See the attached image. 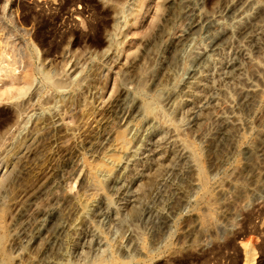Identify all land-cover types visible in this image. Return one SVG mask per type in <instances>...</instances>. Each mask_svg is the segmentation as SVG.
Here are the masks:
<instances>
[{"label":"rangeland","instance_id":"1","mask_svg":"<svg viewBox=\"0 0 264 264\" xmlns=\"http://www.w3.org/2000/svg\"><path fill=\"white\" fill-rule=\"evenodd\" d=\"M186 1L0 0V22L6 23L0 26V52L13 29L31 75L21 96L0 98V157L12 169L0 194L2 248L12 264H264V0H252L263 12L252 41L229 40L205 53L203 34L184 40V64L200 54L204 61L166 105H157L155 97L167 93L131 89L144 119L136 129L124 128L129 142L115 172L100 167L110 160L112 145L103 122L119 94L118 72L126 70L119 63L105 80L99 75L104 56L126 37L133 42L134 74L147 62L143 51L159 5L164 11L153 33L166 40L196 21L202 31L209 22L220 23L235 0H189L194 12ZM78 63L82 68L71 86L54 89ZM183 71L161 72L159 85L184 80ZM249 85L254 101L243 110ZM40 118L43 128L31 136ZM222 122L238 125L217 137ZM93 137L99 148L80 151L70 181L56 192L64 201L65 228L55 240L48 232L28 247L29 229L17 235L33 214L27 202L44 203L40 191ZM26 141L25 155L12 160ZM81 160L96 168L94 175ZM205 213H211L207 224Z\"/></svg>","mask_w":264,"mask_h":264},{"label":"bare ground","instance_id":"2","mask_svg":"<svg viewBox=\"0 0 264 264\" xmlns=\"http://www.w3.org/2000/svg\"><path fill=\"white\" fill-rule=\"evenodd\" d=\"M192 4L193 1H186V9ZM226 8L220 23L216 21L209 22L202 31L201 22L196 21L183 31L178 38L168 37L166 40H162L160 39L161 36L158 30L156 33H153L155 28L158 29V27H160L159 19L164 11V6L159 5L147 33L148 38L146 39L143 51L145 56H147V62L142 67L138 68L134 74H132V69L134 63H136V58L132 55L133 51L131 46L133 42L126 40V37L104 56L103 63L99 66V75L104 77L105 80L110 77L112 68L117 64L123 63L126 69L118 72L120 74L118 83L119 94L111 104L109 117L103 122V128H110V131L106 134L107 139L112 138V145L109 150L110 160L102 163L100 166L106 174L114 173L115 168L122 162L121 155L129 142L127 132L124 128L129 131L136 129L141 126L144 119L145 112L140 109V101L130 95L131 89L137 91L138 94L156 90L157 92L167 93L166 97H162L158 94L155 97V103L157 105H166L171 97L183 89L202 67L205 54H200L199 56L194 55L190 57L187 65L184 64V54H181L184 40L188 39L191 35L203 34L207 39V44L204 49L205 53L215 51L229 40H236L240 43L252 41L253 32L262 20V8L254 4L252 0H235ZM188 11L194 12L193 6L190 10L188 9ZM175 21L176 20L173 19L172 23ZM5 25V21L1 20L0 26L4 27ZM215 26H217V28ZM164 33L169 35L167 31H164ZM26 52L25 46L23 42L20 41L19 36L15 35L14 30L9 28L7 34L2 39L0 52V98L6 96H13V98H15L24 93L31 77L27 69L29 67V56ZM81 65V63L76 64L75 69L65 76V82H54L52 87L56 90L70 87L72 76L75 72L81 71ZM167 70H169L171 74L174 73V70H185L186 72L183 71L186 74L185 79L182 80V78H180L177 80L175 78L171 84H167L166 86L159 85V75L161 72ZM175 77H177V75H175ZM246 91V94L242 96L240 102V106L243 110H247L252 105L255 96V92L251 85L247 87ZM56 121L58 122V120ZM118 122H123V124L121 123V125L117 124L113 126L114 123ZM55 123L56 122H54L53 125H55ZM43 125L44 120H41V118L38 119L36 128L31 136L36 135L38 131L43 128ZM230 125L235 127L238 124H225L222 122L217 137H226L228 135V127H233ZM27 146V141L23 144H18L11 159L17 160L19 157L21 159V156H24L26 153ZM83 148H91L90 151H95L99 148V145L93 137L85 143L84 147L79 148L76 152L69 155V159L65 164L55 171L48 188L40 191V195L44 196V203L36 204L35 198L27 202L26 207L27 205L28 207H32L33 214L27 221L25 216V221L20 227L17 235H26V228L29 229L28 247H34L36 243L41 242L44 235L48 232L53 235L52 239L55 240L57 236L59 237L58 234L65 228L66 223L62 215L64 201L58 200L56 192L59 185H66L70 181L73 174L69 169L76 164V156ZM10 163L11 162H8L4 156L0 157V194L4 185L9 182L8 180L12 173ZM78 164L80 166H88L89 169H87V172L90 175L95 174L96 168L88 165L87 161L81 160ZM22 215H25V210L22 211ZM210 218L211 213H205L202 216V222L207 224ZM5 235L6 222L4 221V210L0 209V256L3 255L2 258L5 264H12V257L10 258V255L6 254L2 248ZM49 246L50 241L45 242L43 249L46 251ZM250 251L251 250L246 251L248 258L251 256Z\"/></svg>","mask_w":264,"mask_h":264}]
</instances>
